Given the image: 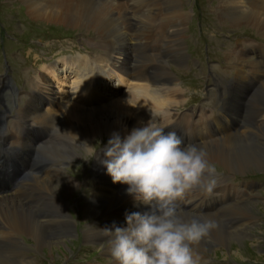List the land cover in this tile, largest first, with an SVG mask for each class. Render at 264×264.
<instances>
[{
    "label": "bare ground",
    "instance_id": "bare-ground-1",
    "mask_svg": "<svg viewBox=\"0 0 264 264\" xmlns=\"http://www.w3.org/2000/svg\"><path fill=\"white\" fill-rule=\"evenodd\" d=\"M22 1L29 15L36 21L67 26V28L70 27L74 30L95 32L99 36L102 46H105L104 49L108 51V54L90 56L92 64L84 62L81 59L82 56H79L78 59H72L76 62L73 63L76 65V73L78 74L77 80L73 81L75 89L78 90L77 93L81 98L86 97V100L81 99L83 101L81 103L78 102L81 107L74 103L73 107L76 106L72 111L68 109L64 113L61 107L53 108L51 105L47 108L46 106L42 107L40 101L43 99L39 96L45 92L43 89L49 87L50 84H45L47 82L46 77L43 78V81L40 78L39 82L36 81L35 77L32 80V88L28 94L32 98L25 110L27 115L23 113L24 107L20 109L24 117H27L23 119L24 123L22 125H24L26 132V127L33 128L34 124L48 127L58 126L56 138L63 139L60 143L47 142L39 146L38 140L30 143L25 142L20 132L10 131L9 128L5 129L3 125L1 126L7 115H0V139L7 141L10 148L22 151V155L9 156L0 150V164L10 163L14 182L19 178L17 162H20V167L27 171H32L35 167L32 158L33 154L39 159L41 165L43 161L49 162L47 174L44 176L35 174L30 176L39 183V194L42 196L41 202H44L42 205L44 208L25 209L21 202H17L18 197L22 198L26 185H30V183H26L27 180L25 181V186L23 184L15 192L16 195L0 191V207H5L0 209L3 212L5 210L9 211L7 213L9 219L5 216L6 220H0V228L7 229V231L0 232V235H3V238L10 233L26 236L32 240L33 248L41 255L43 252L46 255H53V252L64 255L65 252L69 251V241H76L74 236L75 222L71 219L70 214L65 211L67 206L64 199L69 195V191L75 190L76 186L72 179L64 177L63 169L59 170L57 166H67L68 160H75L78 155L77 151L84 153L93 152L91 144L95 139L97 140L103 136L112 137L115 132H118L123 138V136L130 134L133 129L146 126L149 122L147 115H135L132 112L133 105L140 107L139 109L141 110H143L142 108H147L156 112L160 111L161 114H156L157 116L164 117L165 115L168 119L174 120L175 117L171 116L173 114H170V111L173 105H177L176 93L180 89H168L163 95H159L155 93V88L172 81V74L167 70V67H169L170 63H173L175 58L181 60L184 57L185 53L181 45L184 40L182 31H184V26L187 23L185 21L187 14L182 11V1L180 2V0ZM219 3L218 16L229 18L230 27H253L254 29L252 30L259 37L264 38V0H219ZM114 25H116V28ZM108 44L111 46H108ZM254 47L255 49L249 52L244 50L242 45V49L231 50L229 58L234 61L232 68L238 70L236 76L240 77L237 83H234V87L242 88L243 92L233 97L234 101H230V99L225 101L226 104L220 113L213 115L211 128L214 126L216 128L214 130L207 128L209 124L205 120L209 119L208 116L200 115L196 122L203 124L201 129L206 131L205 141L198 146L208 153L210 162L220 165L224 171L239 176H247L264 171V144L258 143V140L264 141V115L260 116L258 120L253 118L258 109L264 110V91L262 90L264 83H261L262 85L259 84L261 86L256 92L255 90L259 86L256 89L255 86L252 87V84L257 83L259 80L264 81V60L257 58L259 50L256 46ZM260 48L261 51L259 52L262 53L260 56L263 57L264 46H260ZM107 56H109L111 63L115 56L120 57L122 61L119 65L114 64V69L116 71L119 68L120 76L123 75L132 79L135 82V89L125 95L121 102L114 105L115 111H117V119L108 122L105 127H100L95 123L99 115L93 118L92 110H87L86 107L95 103L94 101L97 102L93 92L97 90V96H99L98 88L101 85L99 82L104 81L105 77H107L103 70V64L105 60H108ZM107 65H110V63L104 67L106 68ZM143 66V71H136V69ZM64 67L67 68L68 72L75 70L73 65L70 67L69 64H66ZM123 67L128 69L123 71ZM251 76L252 78H250ZM119 83L121 85V80H119ZM246 83L249 89L245 87ZM40 87L42 88L39 90ZM259 91L261 92L258 93ZM87 93L90 95L87 96ZM48 97L50 100L53 99L51 96ZM179 101L178 103L181 104V100ZM93 110L95 111L96 108ZM66 114L67 116L65 117ZM109 116L105 119H112L111 115ZM72 120H76L80 124H74ZM190 120L187 119L186 122ZM182 125H185V122ZM190 130L193 132L195 129L191 127ZM96 159L97 161L94 162L96 183L95 187H92L94 193L92 196L85 198L87 204L83 208L84 220L89 219L91 221V223L86 225L84 241L101 245L99 247H102L103 253L111 257L108 243L110 237L105 233V230L114 231V227H126L127 214L144 213L149 211V208L143 203L137 202L133 196L128 195V185L117 183L112 185V179L105 172H101L102 167H104L101 165L103 164V156L97 155ZM103 182L107 183L106 191H99L96 186L103 184ZM222 184L223 182L219 180L217 186ZM86 189L89 191L91 188ZM56 190H63L64 193L61 192L62 194L59 195ZM201 193L197 191L198 195ZM89 199L91 200L89 201ZM255 199L254 201H256ZM231 200L229 195L227 200L223 201L221 206H219L217 212L212 214H210L211 212H209L208 208L203 207V201H194L189 194H186L185 198L177 203L178 211L186 218L190 219L203 214L205 218L214 220L219 225L196 249L201 254V257L209 256L210 254L218 255L219 253L227 255L225 252L221 253L222 250H219V253L214 252L213 245L234 249L236 252L233 253L232 257L238 260L243 258L245 254L244 249H241L244 244H246V247H258L259 242L251 239L254 234L249 233L248 229H244V227H247V224L252 220L257 219L254 210H258L260 213V205L258 203L246 205L240 202L227 205ZM9 202L13 203L12 207L8 205ZM56 233H59L60 237L51 236ZM59 239L65 242L58 241L56 246H54L53 240ZM64 245H67L68 249H65ZM0 264L33 263L25 261L15 262V260L1 258ZM114 264H116L115 261Z\"/></svg>",
    "mask_w": 264,
    "mask_h": 264
},
{
    "label": "rangeland",
    "instance_id": "rangeland-1",
    "mask_svg": "<svg viewBox=\"0 0 264 264\" xmlns=\"http://www.w3.org/2000/svg\"><path fill=\"white\" fill-rule=\"evenodd\" d=\"M180 2L182 11L187 14V17L185 18L187 23L184 26V31H182L184 37L182 42L183 46L181 45L185 54L181 60L175 58L173 63L169 64L167 70H169L172 74V81L168 84L165 83L156 87L155 93L163 95L165 91H168V89L179 88L180 91L176 93L177 105H173L170 114H173L171 116L176 118V122H182L181 124H184L185 122L186 124L187 119H191V123L194 119L199 118L200 115H203L207 111L214 112L213 114L215 115L220 113L219 111L222 107L220 98L228 99L231 95L238 96L241 92H243L242 88L234 87L235 81L240 79V77L236 76L238 70L232 68L234 61L229 58V55L231 50L234 51L236 48L237 50L242 49L241 45L244 50L249 49L248 52L255 49L254 46L261 51L260 46H264V38L261 36L259 37V35L252 30L254 29L253 27H230L231 22L229 18L221 15L218 16V10L220 9L219 0H180ZM27 12L28 10L22 0H0V32L5 29L8 33L7 36L12 37V41H7L9 40L7 37L4 41V36L0 34V83L5 81V76H9V78L12 79V85L17 89H20V93L18 95L12 94L10 97V100L15 102V104H10V113L8 110L0 112V115L6 114L8 116L9 114V116H11V118L7 119L6 127L3 125V122L7 116L1 124V126L3 125L5 129L9 128L10 131L25 130V127L22 124L24 123L23 119H26L27 117H24L19 110L31 98V95L28 94L30 93L29 91H31L32 80L34 77L37 82H39L40 78L43 81V78L46 77L47 82L45 84H50L49 87H45L43 89L45 92L41 93L39 96L43 99L40 101L42 107L46 106L47 108L49 105L53 106V108L61 107L59 100L61 97L65 100H70L71 102L72 100L70 97H76V99L78 97V102L81 103L83 100H86V97L81 98V96L77 93L78 90L75 89L73 81L77 80L78 74L76 73V65L74 64L76 62L72 59H78L79 56H82L81 59H83L84 62L86 61L87 63L92 64L90 56L92 57L98 54H106L108 52L104 49L105 46H102L101 40L95 32H88L87 30H74L70 27L67 28V26L45 23V21H36L31 17V15H29V12ZM114 26L116 28V25ZM108 46L111 45L108 44ZM61 53L64 55L61 56L60 59L52 62L54 59L59 58L58 55H62ZM144 53L148 55L146 51H144ZM106 58L108 60H105L103 70L107 77H105L104 81L99 82V84L101 83L98 88L99 96H97V90L93 92L97 98V102L94 101L95 103L86 107L87 110H92L91 112H93V118L99 115L98 118H96L95 123L100 127H105L108 125V122L115 121L117 119V111H115L114 105L121 102L125 95L133 92L135 89V84L129 87L130 83H128V85L125 84L128 81H124L125 79L114 69V64L119 65V63H121L122 60H120V57L115 56L112 63L110 62L109 57ZM108 63H110V65H107L105 68L104 66ZM66 64H69L70 67L73 65L75 70H70L68 72L67 68L64 67ZM250 78H252V76ZM116 80L118 83L119 80H121V86L127 85V88L122 87L121 91H126L129 87V92L121 94L118 93L121 91L110 89L109 92L113 96L105 98L102 94L103 90L110 87L111 84L114 86ZM55 81L58 82L56 90L55 87H53V82ZM263 83L264 81H262V84ZM258 86L259 85H256L255 89ZM260 86L255 90V92L260 88ZM245 87L249 89L247 87V83L245 84ZM41 88L42 87H40L39 90ZM62 88H67L66 90H68V92L65 90V96L57 97V90L62 93ZM262 90L264 91V88H262ZM9 94H11L10 89ZM89 95L90 94L87 93V96ZM48 96L53 97V99H48ZM65 100L64 104H66ZM179 100H181V104L178 103L180 102ZM74 103L75 102H73V104ZM79 103L76 104L81 107V104ZM73 104L67 105L66 109L63 107L62 110L64 113L67 112L68 109H71L70 111H72V109L76 106L75 105L73 107ZM172 104H174V102H172ZM133 106L132 112L135 115L143 116L146 115L148 111L156 112L151 109L142 108L143 110H146L143 114L141 109H139L140 107ZM19 107L21 108L19 109ZM94 108H96L95 111L93 110ZM0 109H2V107H0ZM163 111L165 112V110ZM158 113L161 114L160 111H158ZM109 115H111L112 119H105ZM262 115H264V110L258 109L253 118L258 120ZM66 116L67 114L65 117ZM161 120L164 122L163 118ZM72 121L74 124H80L76 120ZM25 135L27 139L31 136L34 137V134L32 133L28 134L25 132ZM103 137L93 140L91 144L92 151H97L96 149L100 147L99 145L107 146L106 144L111 136ZM58 141H63V139L58 137L55 143ZM258 143L263 145L264 141L258 140ZM6 146V143L0 142V148H6ZM77 153L78 155L75 160L67 161V166H57V168L59 167V170L63 169L64 177L72 179L76 186L75 190L73 189L74 191H69V195L66 199L62 197L65 205L67 206L65 211L70 214L71 219L75 222L74 236L76 241H69V251L65 252L64 255L59 254L58 252H53V255H46L43 252L41 255L33 248L32 240L30 238L10 233L7 236L8 238H3V235H0V259L5 258L6 260H15V262L25 261L33 264H114V260L103 253L104 251H102V247H99L101 245H98L97 243H86L84 241V231L86 230V225L91 223V221L89 219L84 220L83 208L87 204L85 198L92 196L94 193V189L92 187H95L94 185L96 183L94 162L97 161V155L92 158V152L84 153L77 151ZM43 163L49 162L43 161ZM213 164L216 166L217 172L219 173L218 181H222L223 184L234 182L239 185L238 189L240 193L235 196L233 202H230V205L237 202L246 205H254L257 203L260 205V213L258 210H254V214L257 216V219H255L256 221L252 220L247 224V227H244V229H248L249 233L254 234V237L251 239L259 242V245L258 247H254V249L252 246L246 247V244H244L241 249H244L245 254L243 258H240L239 260L232 257L233 253L236 252L234 249L225 247L221 248L219 245H213V251L219 253V250H222L221 253L225 252L227 253L226 256L229 257H226L224 253H219L218 255L210 254L209 256L202 257L198 251H196V254L200 256L201 261L205 258L201 262L204 264H264V171L257 174L239 176L222 170L218 164ZM24 171L27 170L24 169ZM90 172L94 174V177L90 174ZM26 183H30L31 186L29 184V186L26 185V190L24 189L22 198L18 197L17 202H21L25 209L28 208L32 210L35 208H44V206H42L44 202H41L42 196L39 194V183L36 182L33 177L28 178ZM23 184L25 186V181L21 184V186ZM86 188H91V191H88ZM15 192H10L9 194L16 195ZM56 192L59 195L64 193L63 190H56ZM254 199L256 201H254ZM90 200L91 199H89V201ZM8 205H11L10 207H12L13 203L9 202ZM0 208L4 209L5 207L3 206ZM2 209H0V220H6L5 216L7 218L9 217L7 214L9 211L5 210L3 212ZM217 209L212 211L210 214L217 212ZM4 231H7V229L0 228V232ZM51 236L60 237L59 233ZM58 241L65 242L61 239L56 241L53 240V245L56 246ZM64 248L68 249L67 245H64Z\"/></svg>",
    "mask_w": 264,
    "mask_h": 264
},
{
    "label": "clouds",
    "instance_id": "clouds-1",
    "mask_svg": "<svg viewBox=\"0 0 264 264\" xmlns=\"http://www.w3.org/2000/svg\"><path fill=\"white\" fill-rule=\"evenodd\" d=\"M104 155L113 182L128 185V195L149 208L127 214L126 227L105 230L116 264H201L196 249L219 225L203 214L186 218L177 203L194 191L210 196L217 187L219 173L208 153L166 131L153 114L124 138L113 133Z\"/></svg>",
    "mask_w": 264,
    "mask_h": 264
}]
</instances>
